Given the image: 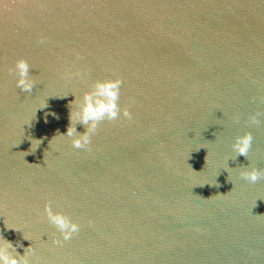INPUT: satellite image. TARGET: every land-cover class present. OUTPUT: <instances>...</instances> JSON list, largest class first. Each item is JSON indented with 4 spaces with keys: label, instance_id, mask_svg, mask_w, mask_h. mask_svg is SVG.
<instances>
[{
    "label": "water",
    "instance_id": "obj_1",
    "mask_svg": "<svg viewBox=\"0 0 264 264\" xmlns=\"http://www.w3.org/2000/svg\"><path fill=\"white\" fill-rule=\"evenodd\" d=\"M113 74L132 118L73 147L72 102ZM245 165L264 169V0H0V243L29 264H264ZM45 202L80 225L62 246Z\"/></svg>",
    "mask_w": 264,
    "mask_h": 264
},
{
    "label": "clouds",
    "instance_id": "obj_2",
    "mask_svg": "<svg viewBox=\"0 0 264 264\" xmlns=\"http://www.w3.org/2000/svg\"><path fill=\"white\" fill-rule=\"evenodd\" d=\"M45 39V37L41 36L38 42L44 43ZM77 59H80L78 53ZM9 72L15 75L16 86L22 92L31 93L36 87L37 80L30 72V65L24 58H17L14 61V65L9 68ZM65 74L69 78L74 76L78 79H85L88 71L87 69H77L73 72L71 69H66ZM123 84L122 78L116 74L110 77L97 78L92 80L89 90L84 91L79 100L75 97L72 103H75L76 106L75 109H70L69 111V123L66 133L61 134L70 138L73 147L87 149L91 143V137L96 133L99 124L105 120L116 121L121 115L128 119L132 118V113L128 107H122L118 102ZM53 115L55 114L53 113ZM259 115V113L250 115L249 121L252 124H258L260 122L258 119ZM234 119L238 121L239 117H234ZM78 123L83 125V132L76 130ZM251 144L252 135L250 132L245 131L234 138L231 147L237 153V156L247 158ZM240 176L251 183H255L261 177H264V169L245 165L241 168ZM43 214L60 234V238L53 240L55 245L62 246L63 242L70 240L80 230V225L70 219L68 215L61 211H54L51 207V202H45ZM10 249L12 250L10 251ZM25 249L30 251L31 246ZM0 264H29V261L25 252L23 255L19 254L10 241L3 239V243H0Z\"/></svg>",
    "mask_w": 264,
    "mask_h": 264
}]
</instances>
